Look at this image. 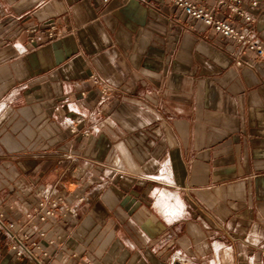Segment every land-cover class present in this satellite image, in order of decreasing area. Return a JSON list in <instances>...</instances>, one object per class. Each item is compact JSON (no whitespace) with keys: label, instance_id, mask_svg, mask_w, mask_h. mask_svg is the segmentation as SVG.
I'll use <instances>...</instances> for the list:
<instances>
[{"label":"crops","instance_id":"obj_1","mask_svg":"<svg viewBox=\"0 0 264 264\" xmlns=\"http://www.w3.org/2000/svg\"><path fill=\"white\" fill-rule=\"evenodd\" d=\"M236 50L164 0H0V212L45 253L0 264H264V60ZM48 188L76 217L33 216Z\"/></svg>","mask_w":264,"mask_h":264},{"label":"built area","instance_id":"obj_2","mask_svg":"<svg viewBox=\"0 0 264 264\" xmlns=\"http://www.w3.org/2000/svg\"><path fill=\"white\" fill-rule=\"evenodd\" d=\"M106 1V0H105ZM171 6L180 9L193 21L200 23L204 28L214 34L231 41L237 48L236 65L242 64L239 56L244 50L254 52L258 59L264 60V48L261 41L254 36L247 28L237 26L234 17L244 22H252L250 14L242 10L244 0H208V3H200L194 0H164ZM251 8L264 7V0H248ZM47 36L50 39L56 38L55 26L49 27ZM77 173H84L79 169ZM83 201V199H79ZM70 215V220L76 217V212L66 207V200L53 188L43 189L38 193V200L33 209V216L45 221L48 218H61ZM0 238L3 244L11 252L16 260H28L34 262L33 249L43 255V247L35 241L28 242L26 234L17 231L14 222L6 219L0 212ZM169 264H196L189 261L180 251H175Z\"/></svg>","mask_w":264,"mask_h":264}]
</instances>
